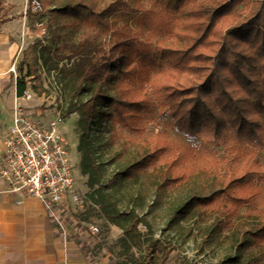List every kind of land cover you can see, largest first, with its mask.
<instances>
[{
	"label": "rangeland",
	"instance_id": "rangeland-1",
	"mask_svg": "<svg viewBox=\"0 0 264 264\" xmlns=\"http://www.w3.org/2000/svg\"><path fill=\"white\" fill-rule=\"evenodd\" d=\"M85 1L95 3L98 9L100 1L107 0H40L41 12L27 11L33 38L17 59L15 78L24 80L32 93L26 101L28 107L46 111L45 119L59 121L69 141L70 162L84 202L65 216L67 226L86 243L88 257L97 264H131L130 254L125 255L115 244L122 229L113 224L104 226L103 216L88 198V179L78 164L76 126L95 82L80 83L67 70L71 62L58 58L85 30L78 18L63 14L58 7ZM139 2V10L132 17L116 13L110 33L99 36L103 45L111 34L114 38L136 34L151 42L155 52L136 58L125 68L128 73L116 71L111 85H103V91L123 101L144 100L141 109L132 113L126 106L130 116L126 121L108 112L104 103L90 112L89 135L101 175L97 185L105 188L119 210L135 209L144 218L146 224L139 226V244L132 251L138 257L152 247L150 264H222L236 254L239 232L252 229L261 231L243 256L238 262L225 264H264V179L248 175L251 170L264 171V148L230 143L228 136L219 146L205 148L201 138L189 137L175 127L159 94L170 75L171 61L158 49L183 44L179 30L185 28L180 24V10L168 7L167 0ZM25 3L0 0V22L19 10L23 14ZM150 10L159 14L155 17ZM19 102L24 104L21 99ZM73 104L77 109L66 115ZM228 146L232 147L230 152ZM165 172L177 179L165 183ZM193 192L211 198L175 216L178 205ZM93 226L98 230L93 231Z\"/></svg>",
	"mask_w": 264,
	"mask_h": 264
},
{
	"label": "trees",
	"instance_id": "trees-1",
	"mask_svg": "<svg viewBox=\"0 0 264 264\" xmlns=\"http://www.w3.org/2000/svg\"><path fill=\"white\" fill-rule=\"evenodd\" d=\"M139 1H100L98 9L91 1L64 3L58 7V11L72 13L85 26L81 37L71 42L68 50L59 53L58 58L71 62L67 70L79 78L80 83L95 82L92 97L83 104L76 126L78 164L80 173L88 179V198L99 209L104 226L113 224L122 229L115 244L125 255L130 254V263L150 264L152 247L150 252L138 257L132 251L140 241L139 226L146 221L135 209L119 210L105 188L97 185L101 175L89 135L90 112L102 103L108 106V112H115L125 121L130 117L126 106L134 113L144 105V100L123 101L113 97L103 91V85L105 82L106 86L111 85L116 71L128 73L125 68L136 58L141 59L152 50L155 52V46L136 34L119 38L111 34L103 45L99 40L101 32L104 36L112 30L116 13L132 17L139 10ZM153 1L158 4V0ZM167 1L168 7L180 10V24L185 28V31L179 30L183 44L170 48L161 45L158 49L171 61L170 75L160 86L159 94L173 124L189 137L201 138L205 148L219 146L225 136L230 138V143H250L264 148V0ZM150 13L159 14L153 10ZM26 88L24 80L16 79L18 96H22ZM76 109L74 104L69 105L65 114ZM231 148L228 146L226 150L230 152ZM248 175L264 179V171L251 170ZM175 179L167 172L163 175L165 183ZM210 198L193 192L178 205L174 215L182 216L194 203H204ZM260 231L239 232L236 254L225 258L222 264L238 262ZM77 242L87 255L86 243L79 237Z\"/></svg>",
	"mask_w": 264,
	"mask_h": 264
},
{
	"label": "built area",
	"instance_id": "built-area-1",
	"mask_svg": "<svg viewBox=\"0 0 264 264\" xmlns=\"http://www.w3.org/2000/svg\"><path fill=\"white\" fill-rule=\"evenodd\" d=\"M25 5V16L27 11L41 12L40 0H26ZM16 63L17 58L10 66L13 74ZM23 93L17 98L24 104L18 102L12 107L9 123L0 129V178L8 190L37 198L55 227L64 233L69 228L65 216L72 215L69 211H76L84 202L70 162V144L59 121L43 118L46 111L31 110L26 101L32 93L28 89Z\"/></svg>",
	"mask_w": 264,
	"mask_h": 264
},
{
	"label": "crops",
	"instance_id": "crops-1",
	"mask_svg": "<svg viewBox=\"0 0 264 264\" xmlns=\"http://www.w3.org/2000/svg\"><path fill=\"white\" fill-rule=\"evenodd\" d=\"M32 38L29 20L20 10L0 22V129L19 102L11 63ZM0 264L97 263L83 252L71 228L63 233L55 227L37 198L8 190L0 178Z\"/></svg>",
	"mask_w": 264,
	"mask_h": 264
}]
</instances>
